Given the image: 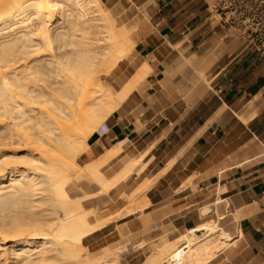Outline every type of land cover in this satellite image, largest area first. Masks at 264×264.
Returning a JSON list of instances; mask_svg holds the SVG:
<instances>
[{"label": "crops", "instance_id": "0c3cea01", "mask_svg": "<svg viewBox=\"0 0 264 264\" xmlns=\"http://www.w3.org/2000/svg\"><path fill=\"white\" fill-rule=\"evenodd\" d=\"M212 3L99 0L135 27L131 55L113 69L117 90L146 62L152 69L106 118L109 132L88 136L78 159L85 165L130 141L131 150L108 169L112 177L142 156L107 194L81 180L95 190L78 196L105 202L112 215L133 207L125 214L129 232L154 235L144 251L126 250L120 264H140L171 238L217 220L235 240L206 264H264V56L222 23ZM137 195L143 208L134 207ZM207 206L213 208L204 214Z\"/></svg>", "mask_w": 264, "mask_h": 264}, {"label": "bare ground", "instance_id": "6f19581e", "mask_svg": "<svg viewBox=\"0 0 264 264\" xmlns=\"http://www.w3.org/2000/svg\"><path fill=\"white\" fill-rule=\"evenodd\" d=\"M129 32L99 0H0V264L122 262L124 241L106 244L113 222L68 185L87 179L106 193L142 158L108 177L132 148L121 141L92 162L77 161L96 124L152 70L146 62L117 91L102 81L131 51ZM234 240L218 220L205 222L149 249L140 264H206Z\"/></svg>", "mask_w": 264, "mask_h": 264}, {"label": "built area", "instance_id": "2783aa9c", "mask_svg": "<svg viewBox=\"0 0 264 264\" xmlns=\"http://www.w3.org/2000/svg\"><path fill=\"white\" fill-rule=\"evenodd\" d=\"M212 11L224 25L235 29V36L264 56V0H213ZM110 130L106 121L96 129L99 136Z\"/></svg>", "mask_w": 264, "mask_h": 264}, {"label": "rangeland", "instance_id": "374dc122", "mask_svg": "<svg viewBox=\"0 0 264 264\" xmlns=\"http://www.w3.org/2000/svg\"><path fill=\"white\" fill-rule=\"evenodd\" d=\"M102 1V0H101ZM107 9L109 10V8L107 7ZM116 15L119 16L122 20H120V18H118L117 16H115L117 18V25L118 27H122V25L126 28L129 29V33L131 35V29L130 28H133L135 29L134 25H132L131 21H129L128 18H124L122 16V14H120L119 12H116ZM122 16V17H121ZM134 44V43H133ZM135 45H133V48H134ZM130 53V52H129ZM128 53V55H129ZM127 55V56H128ZM131 55V54H130ZM129 55V56H130ZM128 56V57H129ZM126 58V57H125ZM115 77L114 75V70L112 72H110L108 75L102 77V81L104 79V83L106 84H109L114 90L117 91V86L112 82V79ZM119 90V89H118ZM103 121L101 122H98L94 128V131L100 126V124L102 123ZM87 151V150H86ZM84 151V152H86ZM83 152V153H84ZM79 159V158H78ZM79 162V160H77ZM81 162V161H80ZM79 162V163H80ZM82 163V162H81ZM89 163V162H88ZM87 164V163H86ZM68 189L71 193L72 196H78L84 192H89V191H94L95 190V187H92L90 185H84L81 180H77L76 178H74L71 183L68 185ZM99 193H96L94 194V196L98 195ZM92 196H84V198L82 197V200H83V203H84V206L86 208H91V209H94L96 211V213L98 214V216L106 219L107 221H110V222H113V229L111 231H109L106 236H108V242H106L105 240H107V237L104 239V237H102V239H104V241L106 242V244H110L111 247H113L114 249L116 248L115 246H119L121 245V242L124 241V243L122 245H126L125 246V251L128 250L130 247L132 246H137V247H142L143 248V251H144V246L148 243H151L153 242V238H154V235L153 234H134V233H131L129 232V229L127 227V218L125 214L123 215H119L117 217V215H112L110 210H108L107 207H105V202H102V203H99L95 200L94 198V201L93 202H89L87 201L88 198H91ZM134 199V207H140V208H143L144 204L143 203H138L137 200H138V195L137 196H134L133 197ZM101 208V209H100ZM133 208V207H131ZM128 214V213H127ZM146 230L150 231L151 229L149 228H146ZM120 233V234H119ZM122 236V237H121ZM162 236H157L156 240L157 242H159V239L161 238ZM121 239V241H120ZM172 239V238H171ZM101 241V240H100ZM99 241V242H100ZM102 241V242H104ZM118 242H120L118 244ZM127 243V244H126ZM102 245V244H101ZM101 245H99L98 249H100V247H102ZM112 250V249H111ZM110 250V251H111ZM125 251L123 253H125ZM142 262V261H141ZM140 262V263H141ZM121 263V262H120Z\"/></svg>", "mask_w": 264, "mask_h": 264}]
</instances>
